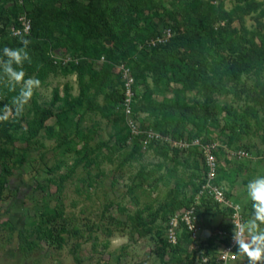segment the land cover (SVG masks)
<instances>
[{"label": "rangeland", "instance_id": "374dc122", "mask_svg": "<svg viewBox=\"0 0 264 264\" xmlns=\"http://www.w3.org/2000/svg\"><path fill=\"white\" fill-rule=\"evenodd\" d=\"M213 2L222 6L229 14V18L219 21L217 25H227L229 32L235 33L237 39L247 37L252 40L251 43L243 41L247 49L250 46L261 48L264 39V0H252L251 3L250 0ZM151 3L154 4L153 9L145 6V12L152 20L148 22L145 18L139 19V32L151 35L160 33L168 23L174 26L175 34L186 31L183 17L177 15L170 19L168 12L173 8L186 7L187 0H152ZM253 32L257 35L251 39ZM190 38L195 41L198 37ZM201 42L202 40L197 42L199 50L189 51L187 54L189 53V58L201 57L203 54L210 74L216 70L224 72V64L234 62L237 56L226 46L209 43L208 47H204ZM107 44L111 45L113 41L109 40ZM180 48L184 51V47ZM150 54L148 49H144L139 55L148 62ZM100 64L98 62L97 66ZM114 70L118 71V68L115 67ZM13 79L19 89H26L21 99V109L26 120L23 121L22 128L14 132V142L6 144L1 141L0 144L9 151L0 153V175L4 178L0 192V264H163V261H168L172 252L161 259L154 251L160 241L156 232H164L166 226L162 212L155 221L150 222L151 231L142 235L134 225V217L141 212L146 220L151 221L150 214L161 205L170 203L173 198L171 190L176 187L179 188V197L183 193L191 194L194 187L187 184L190 178L196 183L200 181L198 175L202 174V170L194 169V166L196 161L202 165L201 156L182 152L177 159L172 155L166 159L156 149L149 148L131 158V143L127 146L115 145L112 119L102 116L98 111L86 113L81 123L84 131L88 128L94 130V127L97 129V133H93L89 141L78 138L72 131L69 138L59 145L63 139L62 134L55 132L49 137L44 129L29 144L21 135L27 127V121L34 116V103L44 107L51 106L54 90L58 89L60 96H63L66 84L69 85L72 96L79 95L80 80L76 73L64 74L60 68L49 74L43 82L34 74L24 76V73H20ZM87 79L86 76L84 82ZM148 81L151 89L152 79L149 77ZM232 86L234 82L229 81L228 87ZM183 87L182 82H174L168 92L154 94L153 97L158 101H170L176 95L197 101H203L206 97L202 84L186 90ZM143 88L141 86L139 90ZM215 99L218 110L225 103H234L240 113L248 105L253 108L252 112L246 116L244 114L245 120L240 124L236 144L252 153L264 152V70L260 73L243 74L237 93L217 92ZM4 100L3 96L0 97V101ZM97 102L105 105L103 93L99 94ZM4 113L12 118V106L7 105ZM227 118L230 115L220 110L219 126L209 121L202 135H222L221 128ZM201 119L202 116L195 120ZM246 121L249 126L245 125ZM195 123H187L186 136L197 131ZM48 124L54 125L55 117ZM55 128L59 127L56 125ZM102 142L109 145H101ZM111 144L118 149H112ZM96 145L99 149H95L94 153ZM96 153L100 154L96 162L87 165L88 159L94 158ZM4 159L7 160L8 171L4 167ZM225 159L222 155L221 160L230 164L237 172L233 179L238 187L234 190L226 179L223 180L224 186L229 191H235L230 192L246 209L247 234L250 237L254 232L264 231V223L254 221V213H251L253 202L247 193L249 181L264 176V159H234L230 162ZM159 163H163L164 167L160 169ZM168 172L170 176L167 177L166 184L162 176ZM214 211L216 212L213 214ZM214 211L211 209L205 216L201 215V222L211 220L213 223L219 217H226L220 208H215ZM43 214H54L56 218L48 221L49 215ZM49 228L57 236V240L47 236ZM20 229H25L26 235L34 241V249L29 252L20 247ZM174 255L175 259L167 264H186L191 259L184 251ZM194 264L199 263L195 261ZM234 264H248V260L240 253ZM260 264H264V259Z\"/></svg>", "mask_w": 264, "mask_h": 264}, {"label": "trees", "instance_id": "16d2710c", "mask_svg": "<svg viewBox=\"0 0 264 264\" xmlns=\"http://www.w3.org/2000/svg\"><path fill=\"white\" fill-rule=\"evenodd\" d=\"M152 0H24L23 4L17 0H0V97H4V101H0V144L12 143L15 140L14 132L22 128L23 121L26 120L21 109V99H23L26 89H19L14 82V77L20 73L24 76L34 74L40 81L45 79L60 68L64 74L76 73L81 85L80 94L72 96L69 85H65L64 95L60 96L58 89L54 90V96L51 106L44 107L34 103L33 118L27 121V127L23 129L21 137L25 138L29 144L36 139L42 130H46L49 137L55 132L62 134L63 139L59 145L63 144L74 131L78 138L89 141L93 133L96 132L92 128H81V123L85 119V114L91 111L101 112L102 116L112 119L115 132L113 137L116 140L115 145L127 146L130 138V130L126 124V118L122 109L124 100V81L122 74L115 71L121 63H125L130 67L135 78L133 89L135 92L132 102L133 111L136 114H143L141 119L144 127H152L165 134H170L174 138H182L186 136V125L188 122H196L198 129L195 133H190L189 138L203 137L205 140L210 137L203 136L204 128L209 121L219 126V111H226L230 118H227L224 126L221 128L222 135L220 138L227 140L229 145L234 148H242L237 146V138L239 136L240 124L245 120V116L252 110L251 106H246L240 113L239 108L234 103H225L218 110L215 94L217 92L234 91L237 93L238 83L241 76L245 73H260L264 70V39L260 49L244 47L243 41L252 42L247 37L236 38L235 33H230L227 25H217L219 21L229 18L228 12L213 2V0H187V6L182 8H173L169 10L170 19L176 18L177 15L183 17L186 24V31L182 34H175L174 26H170L174 35L170 41L164 45L150 48L146 45L147 40L157 34H142L138 31V21L145 18L151 22V18L146 16L145 6L147 9H153ZM252 0H250L251 3ZM125 6L127 8H125ZM251 7V5H250ZM27 13L32 20V30L28 34L16 35L12 30V26H21L18 18L21 14ZM59 33V35H57ZM257 33L253 32L251 39H254ZM190 37H198L193 40ZM109 40L113 44H107ZM202 40L204 47H208L209 43L213 45L226 46L231 52L237 56L234 62L224 64L221 72L216 70L213 74L208 71L206 57L189 58V51L199 50L197 43ZM139 49V46H141ZM212 46V45H211ZM209 46V47H211ZM23 49L27 52L29 59L24 60L22 65L12 62L11 67L15 70L14 74L5 71L8 68V57L4 54V48ZM184 47V51L180 48ZM144 49L150 51V61H146L145 57L139 55ZM54 50H60L64 54H71L78 57L77 63L72 62L69 66H58L54 64L50 53ZM105 60L98 67L97 64L101 57ZM259 75V74H258ZM87 82H84L85 77ZM152 79V87L149 89L148 78ZM226 77V78H225ZM182 82L183 89H192L202 84L205 89V99L203 101L188 100L185 96L176 95L170 101H158L154 94H165L170 89L172 83ZM234 82L232 88L228 87V82ZM143 90H139L140 87ZM119 87V88H118ZM94 88V91L92 89ZM100 93L105 96V105L97 102ZM94 101V102H93ZM59 102V104H57ZM7 105L12 106V118L4 113ZM56 107V109L54 108ZM245 114V116H244ZM202 116L201 120L196 118ZM55 117V124L49 125L48 121ZM59 128L56 129L55 126ZM246 126L249 122L246 121ZM101 145H109L102 142ZM112 145V146H111ZM112 149H118L117 146L111 144ZM132 150L130 157L142 152L139 139L135 138L131 142ZM151 148L163 156L169 158L170 155L177 159L182 151L172 149L168 145L152 144ZM99 149L96 145L94 148ZM9 153L0 146V153ZM191 155H199L197 148H190L184 153ZM174 154V155H173ZM100 154H95L94 158L88 159L87 165L95 163ZM5 169L9 170L7 160L4 159ZM158 167H164L163 163H159ZM194 169H201L202 174L198 175L200 181L196 183L193 178L188 181V186L192 185L194 191L191 194L183 193L179 197V188L171 190L173 198L169 204L161 205V207L151 213V221L146 220L141 212L134 217V225L138 228L139 233L145 234L150 232V222L156 220L159 213L162 212V219L167 224L170 216L177 210L190 206L199 192L203 182V174L205 168L195 162ZM143 173V172H141ZM237 172L227 170L225 166H220L218 183H222L224 179L231 182ZM167 175L162 176L165 183H168ZM4 183L3 176L0 175V192ZM187 187V186H184ZM227 193L229 191L227 190ZM231 195V194H230ZM239 201V200H237ZM240 202V201H239ZM241 203V202H240ZM242 204V203H241ZM243 206V204H242ZM218 208V205L211 198H202L197 206V212L200 217L206 215L211 209ZM246 215V209L244 208ZM254 209H251V213ZM226 216L227 212H224ZM49 214H43V216ZM56 218L49 215L48 221ZM247 218V215H246ZM207 226H211V220L205 222ZM166 229V226H165ZM215 235L204 238L207 243L208 252H213L217 231H227L228 235L233 232V225L227 219L220 220L212 228ZM159 245L154 247V251L164 259L168 252H172L168 261L175 259L174 254L184 252L191 256L186 264H194L196 261V253L190 252L188 246L193 241L191 235L187 231H183L180 242L177 245H171L167 239L165 230H157ZM47 236L53 240H57V236L53 234L51 228ZM20 239V247L23 251L29 252L34 249V241L25 233V229L18 231ZM228 241L227 238L224 239ZM168 261H163L167 264Z\"/></svg>", "mask_w": 264, "mask_h": 264}, {"label": "built area", "instance_id": "2783aa9c", "mask_svg": "<svg viewBox=\"0 0 264 264\" xmlns=\"http://www.w3.org/2000/svg\"><path fill=\"white\" fill-rule=\"evenodd\" d=\"M17 1L20 4L24 2V0ZM18 21L21 26L13 25L11 27L14 34L22 35L31 32L32 20L27 13L21 14ZM173 35V29L170 26H166L159 34L149 38L146 45L150 48L164 45L170 41ZM50 55L54 64L62 67L79 61L78 57L64 54L59 50L52 51ZM104 60L105 57L102 56L99 62L102 63ZM117 68L118 72L122 74L124 81V100L121 105L125 114L126 124L130 130L128 143L138 138L142 150H147L151 148L152 144L158 143L168 145L172 149H178L182 152L195 147L200 152L205 168L203 182L195 201L190 206L184 207L170 216L165 229L167 241L171 245H177L180 242L182 232L185 230L191 235L193 240L188 246V250L196 253V261L199 264L235 263L239 259L240 254L237 253L235 232L241 243L250 237L247 234V218L242 204L227 193L224 185L217 182L222 162L221 156L224 155L228 159H250L257 161L258 159H264V152L252 153L245 148L231 147L227 140L220 138L217 134L208 140H205L203 137L189 138L188 136L174 138L172 135L165 134L152 127H144L141 121L144 115L136 114L132 108L135 96L133 89L135 78L131 69L125 63L119 64ZM202 198H211L219 208L226 211L228 213V221L233 225V232L230 235L224 230L217 231V238L213 246L215 250L213 252H208V244L204 243V238L206 237L202 236L201 221L197 212V206L200 204ZM227 236L228 241L225 242L224 239Z\"/></svg>", "mask_w": 264, "mask_h": 264}, {"label": "clouds", "instance_id": "9594fccd", "mask_svg": "<svg viewBox=\"0 0 264 264\" xmlns=\"http://www.w3.org/2000/svg\"><path fill=\"white\" fill-rule=\"evenodd\" d=\"M4 54L8 57L6 62L9 66L5 69L9 74H14L15 70L11 67L12 62L22 65L24 60L29 59L28 54L23 49L4 48ZM38 83V82H37ZM247 193L253 202L254 221L264 223V176L256 177L249 181ZM238 252L242 253L248 260V264H260L264 259V231L254 232L249 239L241 243L235 232Z\"/></svg>", "mask_w": 264, "mask_h": 264}, {"label": "crops", "instance_id": "0c3cea01", "mask_svg": "<svg viewBox=\"0 0 264 264\" xmlns=\"http://www.w3.org/2000/svg\"><path fill=\"white\" fill-rule=\"evenodd\" d=\"M225 157V156H224ZM226 158V157H225ZM225 160H228L227 162H230L231 160H234V159H228V158H226ZM222 162H221V166H225L226 168H227V170H229V171H231L232 173L234 172V169H232V167H231V165L230 164H226L225 163V161L224 160H221ZM253 161H255V160H253ZM226 164V165H225ZM227 181L229 182V183H231V185H233V188H234V190H235V187H238L237 186V184L238 183H236V182H231L230 180H228L227 179ZM222 185H224V182L222 181V183H221ZM227 190H228V188L226 187V186H224ZM233 190V189H232ZM232 190H230V191H232ZM233 190V191H234ZM246 190V189H245ZM229 191V190H228ZM229 191V193L231 194V192ZM232 191V192H233ZM233 193H235V191L233 192ZM233 197H234V195L233 194H231ZM234 199H236V198H234ZM237 200V199H236ZM219 208V207H218ZM221 209V208H220ZM214 211V210H213ZM217 211V210H216ZM216 211H214L213 212V214L216 212ZM221 211H222V213H224V212H226V211H224V210H222L221 209ZM227 219L228 220V215L226 216V217H219L218 219H217V221L215 220L213 223H212V225L211 226H207L206 224H204V223H202L201 222V226H202V232H204V230H206V229H208V230H210V233H209V236H214L215 235V232H213V230H212V228H213V226H215L220 220H222V219ZM210 219V218H209ZM201 221H202V219H201ZM234 264V263H233Z\"/></svg>", "mask_w": 264, "mask_h": 264}, {"label": "water", "instance_id": "95a60500", "mask_svg": "<svg viewBox=\"0 0 264 264\" xmlns=\"http://www.w3.org/2000/svg\"><path fill=\"white\" fill-rule=\"evenodd\" d=\"M209 233H210V230L206 229V230H204V232L202 233V236L207 238V237H209Z\"/></svg>", "mask_w": 264, "mask_h": 264}]
</instances>
